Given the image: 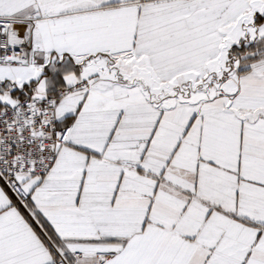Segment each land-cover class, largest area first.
Wrapping results in <instances>:
<instances>
[{"label": "snow or ice", "instance_id": "6c2138e0", "mask_svg": "<svg viewBox=\"0 0 264 264\" xmlns=\"http://www.w3.org/2000/svg\"><path fill=\"white\" fill-rule=\"evenodd\" d=\"M241 40L264 0H0V264H264Z\"/></svg>", "mask_w": 264, "mask_h": 264}, {"label": "crops", "instance_id": "0c3cea01", "mask_svg": "<svg viewBox=\"0 0 264 264\" xmlns=\"http://www.w3.org/2000/svg\"><path fill=\"white\" fill-rule=\"evenodd\" d=\"M238 48H243L245 50L248 49L249 50H254L257 48H260L261 50H264V40H259V41H244L241 40L239 47L237 45H233L232 49L236 50ZM259 57L258 56H248L246 57V61L248 62L247 65H245L244 62L241 63V65L237 68V74L238 75H242L248 71L251 70L250 64L251 62H254L255 60H257Z\"/></svg>", "mask_w": 264, "mask_h": 264}, {"label": "trees", "instance_id": "16d2710c", "mask_svg": "<svg viewBox=\"0 0 264 264\" xmlns=\"http://www.w3.org/2000/svg\"><path fill=\"white\" fill-rule=\"evenodd\" d=\"M237 51H239V52H246V51H248V49L247 50H245V49H243V48H238V49H236Z\"/></svg>", "mask_w": 264, "mask_h": 264}]
</instances>
